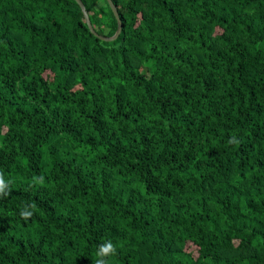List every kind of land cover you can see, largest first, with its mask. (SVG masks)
<instances>
[{"label":"trees","instance_id":"1","mask_svg":"<svg viewBox=\"0 0 264 264\" xmlns=\"http://www.w3.org/2000/svg\"><path fill=\"white\" fill-rule=\"evenodd\" d=\"M112 2L0 0V264H264V0Z\"/></svg>","mask_w":264,"mask_h":264},{"label":"water","instance_id":"2","mask_svg":"<svg viewBox=\"0 0 264 264\" xmlns=\"http://www.w3.org/2000/svg\"><path fill=\"white\" fill-rule=\"evenodd\" d=\"M75 2L78 4V6L81 9V12L83 14L84 20L86 22V25H87L89 31L94 36H96L98 39H100L102 41H106V42L114 41L119 36V34L121 32V29H122V23H121V20L119 18V14L117 12V9L114 6L112 0H106V2L108 4V6L110 7L115 19L117 20V30H116L115 34L112 37H104V36L98 35L93 29V26H92V24L90 22V19H89V15H88V13L86 11V8H85L84 4L82 3V1L81 0H75Z\"/></svg>","mask_w":264,"mask_h":264},{"label":"clouds","instance_id":"3","mask_svg":"<svg viewBox=\"0 0 264 264\" xmlns=\"http://www.w3.org/2000/svg\"><path fill=\"white\" fill-rule=\"evenodd\" d=\"M6 184L0 176V193L7 194L5 192ZM22 216L27 217L30 216V212H22ZM117 252L116 246L109 240L103 243L102 245H99L96 251V257L95 264H108L107 257L114 256Z\"/></svg>","mask_w":264,"mask_h":264}]
</instances>
